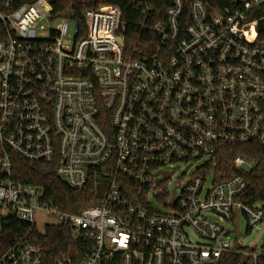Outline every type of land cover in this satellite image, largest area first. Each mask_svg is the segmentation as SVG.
Masks as SVG:
<instances>
[{"label": "built area", "instance_id": "2783aa9c", "mask_svg": "<svg viewBox=\"0 0 264 264\" xmlns=\"http://www.w3.org/2000/svg\"><path fill=\"white\" fill-rule=\"evenodd\" d=\"M166 18L152 30L158 48L141 55L118 7L88 9L83 34L50 0H0V145L102 198L63 212L0 155V236L9 217L39 228L43 214L57 221L45 229L68 224L76 243H93L82 264H264V245L240 241L242 218L248 232L264 226V203L243 201L255 165L238 156L232 175L219 172L222 147L264 149V0H173ZM57 19L64 25L50 28ZM182 166L194 172L170 189ZM0 264L47 262L20 240Z\"/></svg>", "mask_w": 264, "mask_h": 264}, {"label": "trees", "instance_id": "16d2710c", "mask_svg": "<svg viewBox=\"0 0 264 264\" xmlns=\"http://www.w3.org/2000/svg\"><path fill=\"white\" fill-rule=\"evenodd\" d=\"M55 15L76 22L86 33L84 13L93 7L111 5L118 7L124 23L123 34L128 47L141 55H151L160 45V37L152 30L156 23L166 22V14L173 0H50ZM209 6L225 7L227 0H205ZM188 15V11H187ZM261 39H264V22L259 25ZM10 157L13 177L17 181L43 189L44 199L59 210L78 214L86 208L99 205L100 195H93L90 190H74L56 175V167L45 163H30L0 145V155ZM243 156L255 165L247 177L249 189L243 201L247 204L264 203V149L258 145L225 146L219 154V171L225 179L233 174L232 161ZM227 167V169H226ZM70 225L49 226L41 233L35 226L21 223L14 217L4 221L0 236V255L20 240L30 241L44 248L47 264H54L59 259H71L82 264L93 249L91 241L80 239L77 243ZM238 256L223 258L219 264H241Z\"/></svg>", "mask_w": 264, "mask_h": 264}, {"label": "rangeland", "instance_id": "374dc122", "mask_svg": "<svg viewBox=\"0 0 264 264\" xmlns=\"http://www.w3.org/2000/svg\"><path fill=\"white\" fill-rule=\"evenodd\" d=\"M65 21L64 19H57L55 21H52L48 23V26L50 28L56 29L61 28L64 25ZM75 32V26L69 25V37L72 38ZM194 171L193 169L187 171L183 166L180 167V169L175 171V175L173 177V182L170 183V189H173L177 183L178 179L184 176V180L186 181L190 174H192ZM38 226L39 231L41 233H44L45 231V225L49 224H56L57 221L55 218L46 216V215H38ZM217 219V218H216ZM220 222L219 220H217ZM221 225L225 226L226 228H230L231 225L227 223L220 222ZM248 226L244 218L241 220V232L242 235L240 237V241L242 243L243 248H247L249 250L256 249V251H261L262 247L264 245V226H258L255 228L252 232H248ZM191 238L194 241H198L199 239L194 233H191Z\"/></svg>", "mask_w": 264, "mask_h": 264}, {"label": "water", "instance_id": "95a60500", "mask_svg": "<svg viewBox=\"0 0 264 264\" xmlns=\"http://www.w3.org/2000/svg\"><path fill=\"white\" fill-rule=\"evenodd\" d=\"M244 171L247 172V173H250V170L247 169V168H244ZM240 235V231H238V236Z\"/></svg>", "mask_w": 264, "mask_h": 264}]
</instances>
